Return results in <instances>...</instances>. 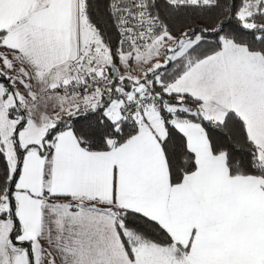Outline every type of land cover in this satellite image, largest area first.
Returning a JSON list of instances; mask_svg holds the SVG:
<instances>
[{"label": "snow or ice", "instance_id": "1", "mask_svg": "<svg viewBox=\"0 0 264 264\" xmlns=\"http://www.w3.org/2000/svg\"><path fill=\"white\" fill-rule=\"evenodd\" d=\"M92 7L0 0V264H264V0Z\"/></svg>", "mask_w": 264, "mask_h": 264}, {"label": "trees", "instance_id": "2", "mask_svg": "<svg viewBox=\"0 0 264 264\" xmlns=\"http://www.w3.org/2000/svg\"><path fill=\"white\" fill-rule=\"evenodd\" d=\"M106 2L107 0H91V3L93 4L91 9L92 19L101 29L106 41L109 42L113 48H115L119 37L115 29L111 26V23L106 15ZM231 2L232 0H229V3ZM221 4H223V0H221ZM160 12L161 15L168 19L175 28H179L180 30H183L181 28L182 24L193 22L196 25H205L210 27L211 21H214L221 15L220 8H213L208 11H194L191 8H185L179 11V13L169 16L165 9L161 7Z\"/></svg>", "mask_w": 264, "mask_h": 264}]
</instances>
